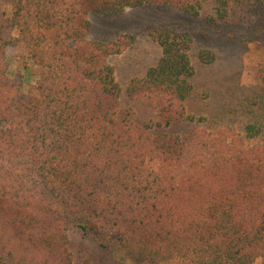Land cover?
Segmentation results:
<instances>
[{"label":"trees","instance_id":"16d2710c","mask_svg":"<svg viewBox=\"0 0 264 264\" xmlns=\"http://www.w3.org/2000/svg\"><path fill=\"white\" fill-rule=\"evenodd\" d=\"M0 1V264H76L72 228L135 264H264V99L242 127L187 113L190 37L156 29L161 57L128 87L154 117L134 124L108 62L133 36H88L90 13L194 17L205 1L215 22L264 34V0ZM18 44L39 70L27 89L8 69Z\"/></svg>","mask_w":264,"mask_h":264},{"label":"rangeland","instance_id":"374dc122","mask_svg":"<svg viewBox=\"0 0 264 264\" xmlns=\"http://www.w3.org/2000/svg\"><path fill=\"white\" fill-rule=\"evenodd\" d=\"M10 6L0 1V11L8 16ZM215 16L213 1L201 4L198 16H191L168 5H144L124 8L110 15L90 13L89 38L109 42L120 35L133 36L124 51L109 56L114 78L120 88L118 116L142 125L153 119V107L148 100L128 95L130 81L145 76L161 57V47L150 36L156 29L162 32L188 34L193 70L188 78L190 93L184 100L186 112L207 118L211 125H237L248 122L250 112L264 99V34L254 33L245 26L227 27ZM9 34L16 33L10 30ZM206 60L200 59V53ZM9 71L23 88L32 84L38 68L26 58L22 44L7 48ZM193 123H175L166 128L169 133H183ZM70 248L76 264H135L122 260L111 249L102 250L91 236L75 228L70 231ZM102 250V251H101ZM165 264H179L170 261Z\"/></svg>","mask_w":264,"mask_h":264}]
</instances>
